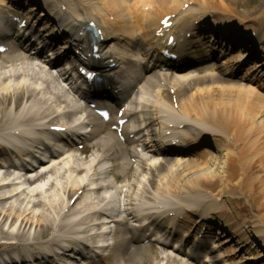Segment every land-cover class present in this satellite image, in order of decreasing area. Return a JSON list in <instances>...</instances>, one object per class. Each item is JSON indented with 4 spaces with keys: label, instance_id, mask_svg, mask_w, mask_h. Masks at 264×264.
Wrapping results in <instances>:
<instances>
[{
    "label": "bare ground",
    "instance_id": "6f19581e",
    "mask_svg": "<svg viewBox=\"0 0 264 264\" xmlns=\"http://www.w3.org/2000/svg\"><path fill=\"white\" fill-rule=\"evenodd\" d=\"M247 1H255L256 7L260 4L262 6L258 14L261 16L251 15L249 21L252 22V30L256 33L255 40L264 45V0ZM247 1L55 0L54 3H63L67 8L65 17L71 18L75 23L81 19H89L100 24L104 35L113 39V44L118 48L116 57L122 65L131 60L135 64L137 61L140 64L144 62L146 67L152 68L149 64L153 62L152 57L157 55L154 47L158 45L160 39L162 41L165 39V36L155 37V32L165 16L176 15L173 23L178 20L184 23L192 22L200 20L201 17L213 19L215 20L213 25L222 28L218 34L227 39L226 42L233 41L236 31L232 29H236V23L240 21L243 23L245 20L241 16H235L233 11L235 8L246 7ZM44 4L42 1L39 4L40 9L32 7L28 10L21 9L18 0H0V14L23 10L29 18H33L32 26L37 24L41 31H44L38 35L40 42L33 45L27 41L30 48L36 46L33 48L36 50V55H39L38 49L44 48L48 42L50 43L47 45L52 46L56 36L54 28L56 16L51 13L46 14ZM184 4L190 6L182 10ZM146 7H150L149 12L145 10ZM73 22L64 26L71 27ZM195 29L198 30L197 27ZM209 30L213 34L217 32V30ZM246 33L247 31H243V34ZM202 34L197 38L199 42L201 41L204 50L195 53L191 46L194 45L193 42L184 43L178 50L179 61L208 60L207 65L197 67L196 71L178 77H173L169 73L149 71V75L142 78L141 84L137 87L138 97L133 98L131 94L128 96L127 100L130 102H139L138 110L142 111L140 117L145 118L144 124L148 127L145 131L138 132V139L127 141V145L131 144V148L126 149H122L121 146L124 145H120L119 140L93 118L89 110L78 106L67 92L59 89L55 84L56 77L47 68L34 62L30 55L24 53L10 57L2 56L4 59L0 57V127L2 122L9 120L2 129L6 128L10 131L24 126L25 130L21 135L25 136L28 134L26 127L29 125L41 126L54 120H56L54 124L66 125L71 120L72 126L77 125L82 132L88 131L87 134H81L79 139V144L84 143L82 152L79 153L75 148L74 152L62 157L54 166L47 165L39 172L31 173L25 178L17 175L10 177L7 172L0 178V257L2 254H15L21 264H42L43 258L36 255L37 252L45 251L41 247L51 250L53 245L63 247L62 245L65 246L67 243L61 253V256H64L68 243L75 244L82 234L86 235V241L94 242L95 238L108 231L106 229L103 232L109 225L100 224L102 227L98 229V224L91 222L104 217L105 211L109 213L117 208L113 206L115 201L120 208V200L112 192L117 188L113 187V182L110 180L112 174L116 177L115 171L120 170L123 173L122 179L131 184L126 192L129 205L142 206L144 202L161 199L167 208L171 209L174 203L171 199H177L182 204H193L194 212H200L193 213L191 215L193 218L182 214L184 222L177 226L170 224L172 226L170 232L158 231L159 238L163 241L164 238H168L171 244L179 243L178 232L183 229L186 233L195 227L200 231L202 225L195 223L199 217L204 218L202 223L208 228L205 234L209 235L211 227L207 225L205 218L217 221L218 217L220 226L211 236L215 235L214 239H217L216 235L224 233L226 238L210 242L211 248L215 251L210 250L213 253L210 252L212 254L209 264H248L250 260L264 258V252L260 250L264 249V208H256L260 198L264 202V179L262 175L252 171L255 164L257 168L258 166L263 168L264 165V73L261 68L264 64L254 66L249 64L243 69L241 78L231 79L234 71L244 67L242 63L245 61V55L241 52L231 54L229 49L218 45V41L212 42L210 39L206 42V37L204 33ZM150 39L153 47L148 45ZM194 48H197L196 44ZM63 54H65L63 50H60L55 56L59 57ZM255 55L252 53V56ZM43 62L51 66L49 61ZM161 82L170 91L161 88ZM172 97L176 99L180 119L171 118L162 122L158 117L162 113H170L173 106ZM12 111H15V114ZM168 123L185 125L184 132L188 137L196 138V142L205 140L206 136L210 135L220 140L217 139L218 143L214 151L206 148L194 152L192 149L188 157H175L170 152H166V141L162 139L163 126ZM90 124L93 128L88 130ZM231 127L235 128V134L231 131ZM184 140L186 141L187 138ZM240 146V149L237 148ZM134 147L142 148L141 153L133 151ZM85 153L86 157L83 156ZM126 154L130 156L126 157ZM3 155V146L0 144V157ZM131 157L138 160V164L133 168L129 162ZM201 157L205 160H201ZM114 159L117 160V165L114 164ZM1 164L0 160V166ZM101 174H109V176L102 177ZM128 174L131 175L127 177ZM6 179H11V182H6ZM86 179L90 187L98 185L99 191L85 187ZM45 180L48 181L42 187L41 184ZM233 181L236 182L231 183ZM126 182L123 184H127ZM107 185L111 186L110 190L107 189ZM232 185L236 186L245 198L246 207L242 205V198L225 199L235 214H232L233 216L229 214L226 218V211L220 207V204L217 205L214 198L223 196L226 192L230 193L233 190ZM82 188L85 191L82 197L77 198L68 214L62 216L61 212L70 198ZM53 189L62 192L59 199L54 193L52 194ZM166 189L171 190L172 193L166 195ZM89 191L93 192L90 196L91 200L83 203L82 199L86 198L87 194H92L91 192L89 194ZM182 191L187 198H175L177 195L173 193ZM199 195H203L204 198H200L203 202L196 200V198L200 200ZM243 209L251 214L247 220L238 219L237 211L241 212ZM206 210L214 211V217H211L210 212ZM125 211L121 210L120 214H124ZM130 211L126 217L122 215L121 220L123 219L125 223L123 230L130 226L131 235V231L126 233L118 227L112 240L118 238L129 242L136 237V233L140 232L145 238L149 236L147 230L141 231L143 222L134 218H138L141 210L135 208L131 213ZM231 218L234 223L231 222ZM113 220L109 217L106 222ZM127 220L133 222L126 224ZM96 226L101 234L97 232L94 235V231H91ZM163 227L167 228L165 225ZM249 228L251 230L248 232ZM52 230L55 235L47 239L46 247L23 244L39 241L44 238L45 233ZM227 230L229 233L226 232ZM249 234H253V237L258 239L257 243L254 238L252 240L249 238ZM184 235L183 233L182 236ZM64 236L68 239H64ZM252 250H255V253H252ZM240 251L246 253L249 251V255H244L242 260L237 259L236 254ZM109 255H113L115 259L109 262L124 264L125 256L120 253L119 244L112 243ZM47 256L52 258L51 264H54L53 256L49 254ZM55 258L57 261L60 260L57 256ZM161 258L165 261L164 264H186L175 260L169 254H162ZM104 259L102 256L99 257V260Z\"/></svg>",
    "mask_w": 264,
    "mask_h": 264
},
{
    "label": "rangeland",
    "instance_id": "374dc122",
    "mask_svg": "<svg viewBox=\"0 0 264 264\" xmlns=\"http://www.w3.org/2000/svg\"><path fill=\"white\" fill-rule=\"evenodd\" d=\"M245 1H247V0H245ZM248 2V1H247ZM215 5V4H214ZM262 6H261V4L259 5V7H256V2L254 1V2H248V5L246 6V7H243V8H241V7H239V8H236L234 11L235 12H237L239 15H258L259 14V12L261 11V8ZM249 16V17H250ZM234 127H231V131H233V134H235L236 133V130L234 131ZM242 146H244V144H242ZM237 148H241V146L240 147H237ZM263 168H261L260 166H258V168H257V165L255 164V167H254V169L252 170L254 173H259L260 175H262V179H264V165L262 166ZM261 168V169H260ZM259 171V172H255V171ZM235 181H233V182H231V183H234ZM231 187H235V189H233L232 191H233V193L231 194V195H228V194H224V196H223V198H222V196H219V200H223L224 198H225V196H231V197H239L240 196V194H239V191L237 190V188H236V186H234V185H232ZM260 198V197H259ZM57 199H59V197H57ZM259 200V199H258ZM258 203V204H257ZM257 205H259L260 207L262 206H264V202H263V200L260 198V200H259V202L257 201ZM243 206H245V203H244V205ZM246 207V206H245ZM259 207V208H260ZM240 217L241 218H244V217H247V216H250L249 215V213L246 211V210H244L243 209V211H241L240 212ZM135 257H137V256H135Z\"/></svg>",
    "mask_w": 264,
    "mask_h": 264
}]
</instances>
